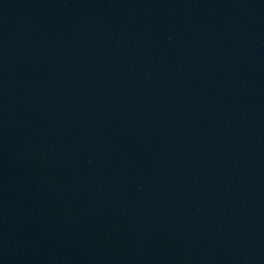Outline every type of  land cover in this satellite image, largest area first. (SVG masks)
Returning <instances> with one entry per match:
<instances>
[{
    "label": "water",
    "instance_id": "obj_1",
    "mask_svg": "<svg viewBox=\"0 0 264 264\" xmlns=\"http://www.w3.org/2000/svg\"><path fill=\"white\" fill-rule=\"evenodd\" d=\"M0 264H264V0H0Z\"/></svg>",
    "mask_w": 264,
    "mask_h": 264
}]
</instances>
